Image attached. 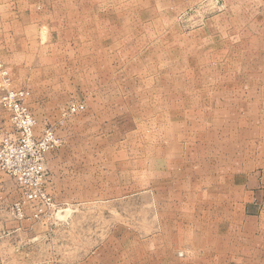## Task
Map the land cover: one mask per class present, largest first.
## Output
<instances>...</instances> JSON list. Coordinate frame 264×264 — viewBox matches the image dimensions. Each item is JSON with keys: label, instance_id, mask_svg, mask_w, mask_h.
<instances>
[{"label": "rangeland", "instance_id": "obj_1", "mask_svg": "<svg viewBox=\"0 0 264 264\" xmlns=\"http://www.w3.org/2000/svg\"><path fill=\"white\" fill-rule=\"evenodd\" d=\"M0 62L59 140L0 264H264V0H0Z\"/></svg>", "mask_w": 264, "mask_h": 264}, {"label": "built area", "instance_id": "obj_2", "mask_svg": "<svg viewBox=\"0 0 264 264\" xmlns=\"http://www.w3.org/2000/svg\"><path fill=\"white\" fill-rule=\"evenodd\" d=\"M0 79V107L9 114L13 128L11 132L0 131V169L19 185L25 200H48L45 161L59 140L50 127L37 134V119L26 104L29 92L11 87L12 79L1 62ZM16 210H21L20 203Z\"/></svg>", "mask_w": 264, "mask_h": 264}, {"label": "crops", "instance_id": "obj_3", "mask_svg": "<svg viewBox=\"0 0 264 264\" xmlns=\"http://www.w3.org/2000/svg\"><path fill=\"white\" fill-rule=\"evenodd\" d=\"M5 113V114H4ZM8 114L0 108V123L2 119H5L4 125L8 124ZM9 119V117H8ZM10 122V121H9ZM3 125V124H0ZM9 132L13 130L11 123ZM7 130V131H8ZM259 174L255 173L252 184L256 185L257 188H253L252 191L244 192L245 197L242 199V207L245 212L246 222L248 226L257 234L264 236V173L262 183L258 182ZM21 197V191L18 188L17 183L0 170V255L9 254V248L16 239L22 237L20 226L28 223L27 220L16 219L11 216H6L10 205L14 204ZM5 216V217H4ZM7 217V218H6ZM32 239L35 240L34 234L31 235ZM15 249V248H14Z\"/></svg>", "mask_w": 264, "mask_h": 264}]
</instances>
